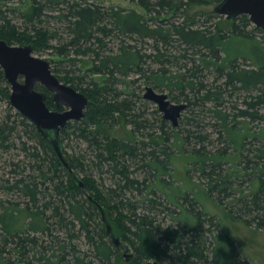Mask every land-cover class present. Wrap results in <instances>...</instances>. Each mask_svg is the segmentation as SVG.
I'll list each match as a JSON object with an SVG mask.
<instances>
[{
	"label": "trees",
	"instance_id": "16d2710c",
	"mask_svg": "<svg viewBox=\"0 0 264 264\" xmlns=\"http://www.w3.org/2000/svg\"><path fill=\"white\" fill-rule=\"evenodd\" d=\"M128 1L149 17L87 0H30L18 9L0 0V39L69 58L72 65L59 69L54 64L52 72L88 98L83 116L60 130V140L79 143L64 149L62 162L34 124L11 106L10 85L0 67V104L8 109L0 111V150L23 153L20 162L10 163L12 175L0 179V187L26 199L21 206L0 198V259L6 264H69V257L73 264H247L236 259L232 236V251L218 253L222 224L191 192L173 193L178 185L164 177L172 176L173 150L192 156L189 168L197 170L205 193L230 217L264 229V126L247 127L264 121L263 30L244 14L233 21L214 13L191 14L195 5L221 0ZM234 39L239 48L231 44ZM75 56L89 57L82 75L76 73ZM204 72L215 75L211 82H204ZM126 77L129 83L141 79L166 87L174 99L185 101L189 113L176 126L156 110L148 113V100L120 90L119 80ZM225 93L239 99L244 93V107L233 106V114L223 111ZM46 103L55 108L49 96ZM202 109L212 113L210 126L223 148L205 150L208 134L196 118L201 112H195ZM120 119L130 127V138L109 132ZM228 157L233 163L226 166ZM103 174L115 179L104 186ZM150 175L167 194V203L147 182ZM144 190L141 199L132 198V192ZM22 218V225H16ZM53 226L62 238L52 233ZM82 236L87 244L82 255L91 257L86 263L71 242ZM124 252H131L129 261Z\"/></svg>",
	"mask_w": 264,
	"mask_h": 264
},
{
	"label": "rangeland",
	"instance_id": "374dc122",
	"mask_svg": "<svg viewBox=\"0 0 264 264\" xmlns=\"http://www.w3.org/2000/svg\"><path fill=\"white\" fill-rule=\"evenodd\" d=\"M88 2H94V3H98L101 5H105L107 6H114V7H119V8H125V9H133L136 12L149 17V15L146 14V11L139 5H137L135 2H131L128 0H87ZM30 3V0H10V6H12L13 8H25L28 4ZM215 6V4H209V5H195L192 7L191 9V14H201L203 12L206 13H213V7ZM213 15H218V14H213ZM223 18H225L223 16ZM201 19H204L203 17H201ZM60 25V24H58ZM63 36L65 35L64 33H62ZM231 44L233 46L236 47H240L241 43H239L238 40L234 39L231 41ZM238 45V46H237ZM238 47V48H239ZM33 54L37 57L43 58L45 60H48L50 62L51 65V70L53 68V65H58V68H64V67H68V65H72V62L70 64V62H68L69 58H61L59 56L56 55H50L49 52H41V53H37V52H33ZM71 58H74L73 53L70 54ZM75 61L74 63L76 64V68L79 70L78 72H76L77 74L82 75V72L84 73L87 68L89 67V57L86 56H75ZM167 68H169V70L171 71H175L177 69L176 66H167ZM55 75L56 72H54ZM204 82L205 83H209L212 81V79L214 78V74L213 73H209V72H204ZM133 77H135V75H132ZM130 80V78L126 77V78H120L119 80V88L120 90L126 92V93H131L133 91L137 92L138 94L141 95V97L143 96V93L145 92V87L147 85L152 86L157 92H161V93H165L168 96V99L171 100L174 103H185L184 100L182 99H174L172 97L171 92L166 88V87H160V88H155L151 83H144L143 80H138L134 83H129L128 81ZM186 92L189 94V92L186 90ZM175 94L177 93V91L174 92ZM240 95L241 99H239L237 97V95L235 96H229L227 93H225L223 95V103H222V109L225 112H230V114H233L236 112L237 109L233 108V106L237 107V108H243L244 104H243V94ZM144 100V99H143ZM147 101V100H145ZM140 102V101H139ZM147 112H153L156 110V112H159L157 109L156 104L149 102L147 103ZM6 103L2 102L0 104V111L2 109H6ZM207 108V106H206ZM15 109V108H14ZM8 110V109H6ZM11 112L10 108H9V113ZM197 112H201L199 114H196V118L199 120H201V124L203 125L202 129L204 133H207L208 137L207 140L204 141V146H205V150L206 151H215L216 149L219 148H223V146H225L224 142H221L219 140L216 139V133L214 132L213 128L210 126L211 122L213 120L212 118V113H210L207 109H202V110H196ZM189 113L187 109H184L181 112L180 117L178 118V122L182 121V119L184 118V116H186V114ZM160 115H162L161 112H159ZM167 122H170L169 120H166ZM248 121V120H247ZM264 126V121L263 120H256V121H252L249 122V124L247 125V127L252 128L254 130H259V128H262ZM109 132L111 133L112 136H117L119 138H130L129 136V130L130 127L126 126L120 119V121L118 123H116L112 128L108 129ZM155 130V129H154ZM251 138H248L247 140L249 141ZM59 140V146L61 149V152L65 150H72L75 148V145L79 143H76V139H72V140H67V141H62ZM78 142H80L78 140ZM250 145V144H248ZM170 149L173 150V147H170ZM227 153L230 154L233 151V145H229L227 146ZM23 158V153L20 152L19 149L17 148H13V149H9L6 152H3L0 150V179L2 178H6V177H10L11 174V166L10 163L12 162H20L19 160H21ZM189 159H192V156L189 154H184L182 152H178L177 150H173V153L171 155V158L169 160V168H170V172L172 173V176L169 175H165V178H168L169 180H171L174 184L178 185L177 188H172L173 193L176 191V193H185V192H191L196 200L200 203V206L208 213V215L215 217L217 220H220V223L222 224V229L223 232L222 234L218 237V253H224V252H229L232 251L231 250V246H230V242L229 240V236H232V241L233 243L236 245V248L239 250L240 247L245 243V247L248 250V255L251 257V264H264V229H260L255 227L254 225H247L245 224L242 220H235L232 217H230L228 215V212L226 210V208L223 205H219L216 201H214L208 194L205 193V187L203 186V184L201 183L200 179H199V173L197 172L196 169H191L189 168L191 166L190 163H188ZM18 160V161H17ZM227 164L226 166L230 165V162H232L231 158H227ZM233 163V162H232ZM136 165H134L133 167L135 168ZM133 168H131L132 170ZM27 170V169H26ZM136 176H138L139 178L142 177V175L139 173V171H137L136 173H134ZM115 178L111 177L110 174H103L102 175V182L104 183V186H108L109 184L112 183V180H114ZM155 178H153L152 175H150V179H148V183H151L152 188H154L155 190V194L160 198L161 201H163L164 203L166 201L169 200V198L167 197V194L164 193L160 188L155 187ZM158 188V189H157ZM167 190H169V188H167ZM166 190V192H167ZM133 197L135 199H141L142 196H144L146 194V191H142V194H137L136 192H132ZM0 198H2L3 200H7L10 199L11 201H18V203L20 202L21 206H24V200H26L24 198L23 195H21L19 192L17 191H12V190H6L4 189V187H0ZM168 199V200H167ZM167 203V202H166ZM169 204V203H168ZM172 206V205H171ZM2 208L0 207V213ZM160 216H162V214H160ZM5 220L8 222V224H11V220L7 219V216L5 218ZM53 222V221H52ZM23 223V218L20 219L18 221V223L16 225H22ZM52 228V233L54 235L59 236L60 238H62L64 236V234L62 232H59L56 227H51ZM75 230H77V227L75 228ZM80 233V232H79ZM217 233H220V231L218 230ZM82 234V233H80ZM0 235H1V230H0ZM83 235V234H82ZM235 236H242L244 237L243 239H237ZM118 238V237H117ZM119 240V238H118ZM73 244L77 245L81 254L77 253V255L79 257H81L82 259L85 258L86 256L82 255V252H86L87 251V244L85 239L82 237L75 238L71 241ZM125 253V252H124ZM127 253H131V252H127ZM47 255H50V251H48L46 253ZM7 257H11L14 260H16V258L14 257V255L12 253H8L6 254ZM132 258V257H131ZM130 258V259H131ZM55 257H52V260H54ZM70 257L68 259V263L69 264H73L70 261ZM129 259V260H130ZM91 260V257H86L84 262L86 263V261ZM128 260V261H129ZM152 262V261H150ZM0 264H6V262H3L0 259ZM38 264H43L42 261H40V263ZM95 264V263H92Z\"/></svg>",
	"mask_w": 264,
	"mask_h": 264
},
{
	"label": "water",
	"instance_id": "95a60500",
	"mask_svg": "<svg viewBox=\"0 0 264 264\" xmlns=\"http://www.w3.org/2000/svg\"><path fill=\"white\" fill-rule=\"evenodd\" d=\"M212 11L231 21L239 15H247L251 23L264 32V0H221ZM0 67L10 85L11 106L34 124L60 160L65 162L58 140L60 130L69 121L79 120L83 116L88 98L69 84L61 82L52 72L50 62L35 56L30 44H8L0 39ZM37 83L51 93L50 99L56 108L63 106L66 109H51L46 103V94L35 89ZM142 97L156 104L162 118L169 120L173 126L178 124V118L186 108L185 103H174L167 94L157 92L149 85L145 87ZM99 208L110 236L118 244L119 240L110 229L103 207L99 205ZM124 257L128 261L132 254L125 252Z\"/></svg>",
	"mask_w": 264,
	"mask_h": 264
},
{
	"label": "clouds",
	"instance_id": "9594fccd",
	"mask_svg": "<svg viewBox=\"0 0 264 264\" xmlns=\"http://www.w3.org/2000/svg\"><path fill=\"white\" fill-rule=\"evenodd\" d=\"M237 239H243L244 237L242 236H235ZM236 259L240 262H244L246 261L247 264H251V257L248 255V250L245 247V243L240 247L238 255L236 257Z\"/></svg>",
	"mask_w": 264,
	"mask_h": 264
},
{
	"label": "flooded vegetation",
	"instance_id": "af4514ba",
	"mask_svg": "<svg viewBox=\"0 0 264 264\" xmlns=\"http://www.w3.org/2000/svg\"><path fill=\"white\" fill-rule=\"evenodd\" d=\"M21 80V79H20ZM42 86L41 84H36L35 85V89L36 90H38V91H43L45 94H46V98H47V96H49V97H51V93H49L43 86H42V88H44V90H39L38 88H37V86ZM55 106V105H54ZM61 108V109H60ZM53 109H57V110H60V111H62V110H65L66 108L65 107H63V106H59L58 108H53ZM29 120V119H28ZM124 254V253H123Z\"/></svg>",
	"mask_w": 264,
	"mask_h": 264
}]
</instances>
